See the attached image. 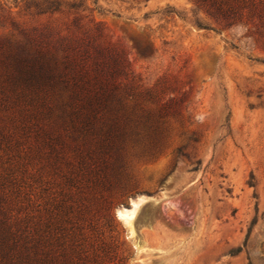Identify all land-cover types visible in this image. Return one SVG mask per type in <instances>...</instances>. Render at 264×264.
Instances as JSON below:
<instances>
[{"label": "rangeland", "instance_id": "1", "mask_svg": "<svg viewBox=\"0 0 264 264\" xmlns=\"http://www.w3.org/2000/svg\"><path fill=\"white\" fill-rule=\"evenodd\" d=\"M51 23L103 34L177 110L112 178L114 218L98 192V262L264 264V21L218 24L189 0H0V45ZM133 202L134 234L117 215Z\"/></svg>", "mask_w": 264, "mask_h": 264}, {"label": "trees", "instance_id": "2", "mask_svg": "<svg viewBox=\"0 0 264 264\" xmlns=\"http://www.w3.org/2000/svg\"><path fill=\"white\" fill-rule=\"evenodd\" d=\"M189 1L218 24L264 21V0ZM17 30L0 45V264H113L98 262V192L114 218L112 178L131 151L160 147L175 103L97 47L103 34Z\"/></svg>", "mask_w": 264, "mask_h": 264}, {"label": "bare ground", "instance_id": "3", "mask_svg": "<svg viewBox=\"0 0 264 264\" xmlns=\"http://www.w3.org/2000/svg\"><path fill=\"white\" fill-rule=\"evenodd\" d=\"M138 203L137 202H133L131 207L127 208V207H121L119 209V215L120 218L123 219L126 223H128L131 227V233L134 234L135 230H134V226H133V220L136 217V213L138 210Z\"/></svg>", "mask_w": 264, "mask_h": 264}, {"label": "water", "instance_id": "4", "mask_svg": "<svg viewBox=\"0 0 264 264\" xmlns=\"http://www.w3.org/2000/svg\"><path fill=\"white\" fill-rule=\"evenodd\" d=\"M120 208H121V207H120ZM120 208H119V209H120ZM119 209H118V211H117V215H118V217H120V215H119Z\"/></svg>", "mask_w": 264, "mask_h": 264}]
</instances>
